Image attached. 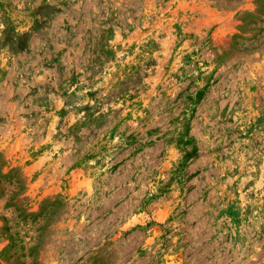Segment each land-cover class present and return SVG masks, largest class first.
<instances>
[{
  "label": "rangeland",
  "instance_id": "1",
  "mask_svg": "<svg viewBox=\"0 0 264 264\" xmlns=\"http://www.w3.org/2000/svg\"><path fill=\"white\" fill-rule=\"evenodd\" d=\"M0 2V172L64 201L42 264H264V0Z\"/></svg>",
  "mask_w": 264,
  "mask_h": 264
},
{
  "label": "trees",
  "instance_id": "2",
  "mask_svg": "<svg viewBox=\"0 0 264 264\" xmlns=\"http://www.w3.org/2000/svg\"><path fill=\"white\" fill-rule=\"evenodd\" d=\"M0 6H3L1 2ZM263 13L264 4H260L256 11H240V33L245 32L253 24L257 26L258 20L263 21L261 18ZM206 87L207 85L197 92L194 104L203 99ZM191 110L194 111V107ZM188 133L187 126L179 139L183 148L192 146L191 150H186L184 160L178 168L181 171L199 153L198 147L193 145V140L188 137ZM25 189V179L19 169L12 168L8 173L0 172V200L5 199L4 209L12 213L9 216L0 211V222L2 223L0 239L6 242L0 249V264H42L40 253L48 234V224L55 221L60 206L64 204L61 197L46 198L38 212L30 211L28 200L24 196ZM31 232H33L32 235ZM30 258L31 261H29Z\"/></svg>",
  "mask_w": 264,
  "mask_h": 264
}]
</instances>
